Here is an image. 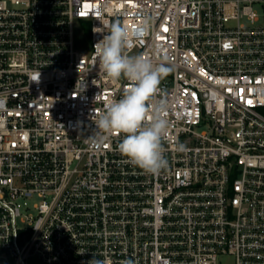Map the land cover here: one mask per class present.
I'll use <instances>...</instances> for the list:
<instances>
[{
	"label": "built area",
	"instance_id": "2783aa9c",
	"mask_svg": "<svg viewBox=\"0 0 264 264\" xmlns=\"http://www.w3.org/2000/svg\"><path fill=\"white\" fill-rule=\"evenodd\" d=\"M258 9L264 0H0V264H264ZM144 17L151 30L127 53L172 68L159 85V174L122 156L120 135L101 150L87 139L129 83L107 77L95 45Z\"/></svg>",
	"mask_w": 264,
	"mask_h": 264
},
{
	"label": "clouds",
	"instance_id": "9594fccd",
	"mask_svg": "<svg viewBox=\"0 0 264 264\" xmlns=\"http://www.w3.org/2000/svg\"><path fill=\"white\" fill-rule=\"evenodd\" d=\"M151 27L150 17H144L133 29L116 22L96 43L100 67L107 77L113 81L124 78L129 83L121 98L110 99L95 116V130L87 139L91 148L101 150L114 134L120 135L117 150L121 155L146 174H159L168 164L162 141L169 128L168 102L159 85L172 68L165 63L166 56L155 64L145 55H129L126 51L143 39ZM88 264H108V261L93 254Z\"/></svg>",
	"mask_w": 264,
	"mask_h": 264
},
{
	"label": "rangeland",
	"instance_id": "374dc122",
	"mask_svg": "<svg viewBox=\"0 0 264 264\" xmlns=\"http://www.w3.org/2000/svg\"><path fill=\"white\" fill-rule=\"evenodd\" d=\"M257 12L261 15L260 25H264V12H262L260 9L257 10ZM77 43L81 45L82 47L89 46V38L84 34H79V37H77ZM233 259L231 257H226L222 260V264H232ZM30 264H41L38 260L33 259Z\"/></svg>",
	"mask_w": 264,
	"mask_h": 264
}]
</instances>
